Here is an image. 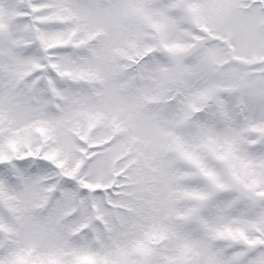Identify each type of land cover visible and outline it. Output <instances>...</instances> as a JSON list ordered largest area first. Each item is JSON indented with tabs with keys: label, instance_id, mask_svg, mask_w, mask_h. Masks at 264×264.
Returning <instances> with one entry per match:
<instances>
[{
	"label": "snow or ice",
	"instance_id": "snow-or-ice-1",
	"mask_svg": "<svg viewBox=\"0 0 264 264\" xmlns=\"http://www.w3.org/2000/svg\"><path fill=\"white\" fill-rule=\"evenodd\" d=\"M0 264H264V0H0Z\"/></svg>",
	"mask_w": 264,
	"mask_h": 264
}]
</instances>
